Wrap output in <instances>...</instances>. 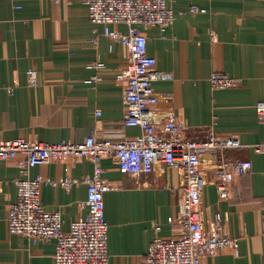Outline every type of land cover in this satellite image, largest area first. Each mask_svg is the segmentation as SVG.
<instances>
[{"label": "crops", "instance_id": "crops-1", "mask_svg": "<svg viewBox=\"0 0 264 264\" xmlns=\"http://www.w3.org/2000/svg\"><path fill=\"white\" fill-rule=\"evenodd\" d=\"M168 4L175 13L172 26L164 31L138 26L147 36L157 70L167 73L153 83L159 98L155 121H164L173 111L189 139L203 140L212 132L236 135L243 146L227 151L226 157L253 164L225 201L216 190V161L205 160L201 223L209 232L220 214L239 246L205 258L203 264H264V150H255L264 145V119L257 111L264 103V0ZM193 6L206 12L193 14ZM93 29L89 9L79 0H0V142L82 143L94 133L101 141L122 142L140 135L138 128L123 123L126 108L116 81L129 62L128 50L105 36L103 27L98 36ZM111 29L128 30L122 24ZM214 72L237 79L239 86L213 90L209 78ZM101 166L113 187L105 198L109 264H146L152 241L175 235L183 173L160 164L150 174L133 177L122 174L109 156ZM92 173L87 156H69L30 170L32 179L82 181L69 190L42 185L41 204L48 212H61L64 232L88 213L83 180ZM18 178L23 173L15 161L0 164V264H56L55 240L34 243L8 231Z\"/></svg>", "mask_w": 264, "mask_h": 264}, {"label": "built area", "instance_id": "built-area-1", "mask_svg": "<svg viewBox=\"0 0 264 264\" xmlns=\"http://www.w3.org/2000/svg\"><path fill=\"white\" fill-rule=\"evenodd\" d=\"M70 1V0H69ZM89 9V19L95 35L104 28L111 41L125 45L129 62L117 76L122 86L125 103L123 123L140 130V135L122 142L98 140L95 133L84 142L62 141L46 143L16 139L0 142V164L15 161L23 173L16 180L17 202L12 204L7 225L10 234L24 236L34 243L55 240L56 264H109V224L105 198L113 187L103 178L101 160L112 157L118 170L125 175L140 177L154 172L157 165L177 168L183 173V184L178 188L182 196L179 215L173 222L175 235L171 239L155 238L150 244L146 264H203L205 258L237 249L239 241L226 231V220L217 214L213 228L207 232L200 220L203 189L207 185L204 162L215 160L212 166L216 190L220 200H230L232 187L238 178L253 169L250 160H230L226 152L243 145L236 135L218 136L211 133L203 140L187 138L185 126L175 112H169L162 122H156L153 109L159 98L153 83L166 78L167 73L157 70V61L148 53V39L138 26L158 27L166 30L175 22V13L168 0H79ZM193 14L204 9L191 8ZM125 25L127 32L112 30ZM214 37V36H213ZM29 80H35L33 73ZM97 80V78H95ZM213 90L237 88L239 81L225 73L214 72L209 78ZM257 111L264 119V103ZM100 115V111L96 112ZM257 152L264 145L255 146ZM69 156L89 157L93 173L83 182L87 185L85 218L63 231V218L59 211L48 212L41 204V188L49 183L69 190L82 183L75 178L59 182L30 178V170ZM160 230V228H157Z\"/></svg>", "mask_w": 264, "mask_h": 264}]
</instances>
